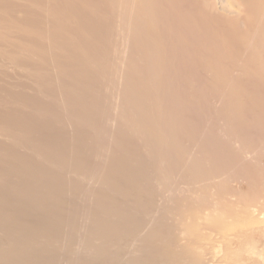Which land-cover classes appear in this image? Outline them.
I'll use <instances>...</instances> for the list:
<instances>
[{
    "label": "bare ground",
    "instance_id": "6f19581e",
    "mask_svg": "<svg viewBox=\"0 0 264 264\" xmlns=\"http://www.w3.org/2000/svg\"><path fill=\"white\" fill-rule=\"evenodd\" d=\"M28 1L43 6L42 0ZM54 1L48 27L39 26L35 14L22 12L23 23L33 33L25 42L41 48L46 38L68 61L79 60L71 79L84 90L113 87L120 73L121 104L128 109L120 106L117 119H111L87 101L97 95L69 94L73 110L101 117L98 129L90 121L82 124L95 151L86 143L84 148L97 158L94 166L88 163L93 170L84 172L99 190L94 202L67 214L85 222L77 226L68 220L69 233L83 244H78L74 264H181L184 251L174 250L180 242L175 232L185 233L193 246L203 231L221 237V230L204 224L207 219H264V0ZM0 10L10 14L19 9L0 0ZM141 130L157 145L155 161L148 158L151 146L144 141L137 145L132 138L141 137ZM112 132L116 153L108 158ZM106 161L107 175L98 184L96 172ZM161 164L176 176L174 181L163 174ZM114 177L126 182L118 184ZM59 186L53 192L63 197L67 193ZM74 186L81 190V185ZM158 200L164 205L160 211L154 209ZM54 222L46 224L45 232L62 230L60 222ZM19 261L35 264L33 257Z\"/></svg>",
    "mask_w": 264,
    "mask_h": 264
},
{
    "label": "rangeland",
    "instance_id": "374dc122",
    "mask_svg": "<svg viewBox=\"0 0 264 264\" xmlns=\"http://www.w3.org/2000/svg\"><path fill=\"white\" fill-rule=\"evenodd\" d=\"M2 1L7 5H13L15 10L17 8L19 10L11 12L10 14L3 13L0 10V264H29L24 261H19L25 256L27 259L33 257L35 264H74L73 259L78 257L76 256L78 244L80 248L83 247V244L81 243L80 246L78 237L75 234L71 235L69 233V228L67 227L68 220L70 222L75 221L77 226H81L83 223L85 225V222H78V224L77 220L72 217V214H67L75 207H85L88 202H94L99 190V186H95L94 182H92L91 175L84 172L93 170L97 158L95 154L91 155L84 148L86 147V143L89 144V147L86 148L95 151V146L93 147V145L88 143L90 133L88 134L83 130L82 124L84 120H86L85 122L90 121L94 130L98 129V126L99 128L101 127L99 123L101 117H93L89 113H83V111L76 109L73 110L69 102L71 96L75 93H77V96L87 95V98H90L88 94H93V96L97 95L96 98H100L99 100L95 98L93 101L90 98L91 101L89 99L87 101L95 108L97 107L98 110H96L98 112L101 107V113H107L111 119H117L119 112L116 110L120 106H123L121 108L125 111L128 110L126 109L127 105H123L124 98L122 91H120L122 86L119 87L123 81H120L122 76L120 73H117L116 81L118 82L115 81L117 84L115 83L116 85L113 87L106 89L105 86L101 88L96 86L97 89L96 87H92L84 90L86 88L83 89L76 80L71 79L72 71L75 68L74 65L75 63H79V60L75 62L69 60L71 61L70 64L67 63L69 62L67 56L64 57V54L56 49L57 47L53 41H47L46 38L44 40V46L46 47L43 46L41 48H33L25 42V39L31 37L33 33L29 32L26 24L23 23L22 12L35 14V18L40 22L38 25L40 26L42 24L48 27L50 25L48 9L54 5L55 1L42 0L43 6L36 4L37 7L35 5H29L28 0ZM73 1L79 3L77 0ZM79 5L83 6L82 4ZM46 6L48 7L46 8ZM57 7L61 9L60 5ZM66 14L69 19L72 18L70 13L67 12ZM20 36L21 38L18 39ZM38 36L40 38L41 35ZM38 36L36 35L35 37ZM87 38L92 42L91 37L87 35ZM46 78L52 80L50 81ZM48 90L50 92H47ZM71 93L72 95L70 96L69 94ZM65 104L66 106H64ZM67 105L69 106L67 107ZM44 106L46 109L43 108ZM90 119L95 120L91 121ZM133 120L134 124L138 126V122L134 116ZM115 125L116 122L114 123ZM110 127L113 126L111 125ZM140 133L141 137L132 136L134 142L137 145H142L143 141L148 143L151 146V150L148 151V154L151 155L147 154L148 158L151 162L155 161L156 152H158L157 145H153L145 137L143 130ZM110 136L108 134V146L110 150L108 152V158H111L110 156L116 153L112 145V141H114L112 139H116L114 132L110 133ZM77 140L79 143L76 142ZM129 153L130 150L127 151V154ZM72 156L76 157L72 158ZM83 161L84 163H82ZM56 162H60V164L57 165L55 164ZM108 163L106 161L105 165L100 167V170L96 172L99 181L98 184H101V181H103L104 173L106 174L109 168ZM161 168L163 174L165 176L167 175L166 177L173 181L176 179V176L166 171L165 164H161ZM100 173L101 175H98ZM154 177L158 179L157 176ZM114 181L116 183L119 182L118 184H124L126 182L119 177H116ZM60 184L62 186H59ZM74 184L81 185V190H75L74 187L76 186ZM98 184L96 183V185ZM58 186L62 188L63 194L67 193L66 195H62L63 197H59L58 193V195L54 193L55 188ZM71 190L73 192L76 191L77 194L73 196ZM84 192L87 195H83ZM51 200L52 202H50ZM57 200L59 201L57 202ZM163 206L162 201L158 200L154 209L160 211ZM46 207H49L48 209L50 211L47 210L46 212L44 209ZM136 212L137 215L141 214L139 208L136 209ZM262 214H264V208ZM51 221H59L60 227L63 226L59 233L45 232L46 224ZM204 224L209 227L215 226V228L221 230V237H215L214 239L210 233L207 234L208 231H203L202 235H205L197 239L196 244L191 246L188 245L189 239L187 238L189 237L185 233L181 231L175 232V236L178 242H180L176 244V248L179 251L175 248L174 250L176 253H180L181 250L184 251L183 254L181 253L182 260L180 259L179 263L198 264L195 262V259L193 260L194 257H197L199 264H264V219H260L259 222L255 223H247V221L231 222L227 219L216 218L214 221L207 219L204 221ZM190 239L192 241L195 240L192 233H190ZM125 251H128V248ZM126 255L123 254L122 258ZM184 260L185 262L183 263Z\"/></svg>",
    "mask_w": 264,
    "mask_h": 264
}]
</instances>
